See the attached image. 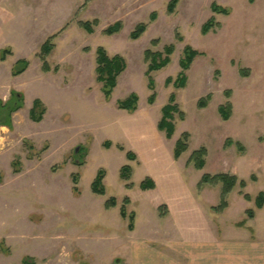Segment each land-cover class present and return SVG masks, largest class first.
<instances>
[{
	"label": "rangeland",
	"instance_id": "rangeland-1",
	"mask_svg": "<svg viewBox=\"0 0 264 264\" xmlns=\"http://www.w3.org/2000/svg\"><path fill=\"white\" fill-rule=\"evenodd\" d=\"M169 1L0 0V50L12 51L0 67L10 73L17 60L30 63L26 76L0 79L2 102L10 97L2 96L6 85L24 92L22 108L11 115L12 128L0 126V264H21L26 256L35 264H132L138 244L148 247L140 264H153L150 249L161 252L173 240L188 244L217 237L231 251L224 252L222 264H238L232 252L248 243L254 248L239 247L240 252L245 257L253 252V264H264V206L257 210L254 203L264 192V0H179L172 14ZM212 3L230 13L212 12ZM153 12L156 19L150 22ZM212 18L219 28L203 35L202 25ZM93 20L98 25L92 34L79 26ZM115 21H121V30L105 35ZM140 23H147V29L132 40L130 32ZM176 32L182 41L175 39ZM54 34L46 58L51 71L44 76L54 83L51 87L36 82V76L41 73L40 48ZM153 39L159 40L156 46L150 45ZM167 44L175 49L170 62L152 73L156 98L150 105L144 52L162 51ZM185 46L202 54L186 71L185 87L166 86L165 79L181 71ZM98 47L125 62L110 100L96 80ZM131 93L138 96L136 110L118 109L117 102ZM171 93L184 119L174 115L175 132L167 139L158 123ZM208 94L207 106L200 109L198 100ZM37 95L48 109L43 124L28 117ZM227 101L232 112L224 121L218 107ZM5 114L0 111V121ZM183 132L190 134L188 149L175 160L173 148ZM227 139L231 145L226 146ZM105 141L111 142L109 148ZM200 147L207 155L204 168L197 170L189 159ZM128 152L135 160L127 159ZM14 160L20 163L18 173ZM125 165L132 169L131 189L120 179ZM100 169L104 195L91 190ZM74 173L79 174V194L72 190ZM219 173L235 175L246 185H236L226 197L227 207L215 212L221 185L198 183L203 174ZM146 178L155 189L139 188ZM110 197L117 205L106 208ZM125 198L127 210L135 213L132 231L120 216ZM250 209L253 218L247 216ZM244 221L253 234L237 227ZM250 260L243 258L244 264Z\"/></svg>",
	"mask_w": 264,
	"mask_h": 264
},
{
	"label": "trees",
	"instance_id": "trees-1",
	"mask_svg": "<svg viewBox=\"0 0 264 264\" xmlns=\"http://www.w3.org/2000/svg\"><path fill=\"white\" fill-rule=\"evenodd\" d=\"M179 0H170L167 5V12L169 14L174 13L175 8L178 4ZM212 12L217 14H225L228 15L230 13V9L226 7H222L216 3L211 4ZM156 19V13L153 12L150 14L149 21L153 22ZM98 25L97 20H93L92 22L86 21V22H79V26L83 28L87 33L92 34L95 30V27ZM148 24L147 23H140L138 24L131 32L129 37L132 40L138 39L147 29ZM220 24L216 22L213 18L206 21L202 27H201V33L203 35H206L210 31H216L217 28H219ZM122 28L121 21H115L114 23L108 25L103 33L105 35L111 36L116 33H118ZM57 35L54 34L50 36L45 43L40 48V53L38 55L40 61L42 62V71L43 72H49L51 71V67L49 63L47 62L46 58L50 54L51 50L54 48V44L52 42L53 38ZM175 39L178 41H182V37L179 33H175ZM158 39H153L150 42L151 46H156L158 44ZM174 45L173 44H167L163 47L162 51H153L151 49H146L144 52V60L147 62V69L145 72V75L147 77V85L148 89L150 91V95L147 98L148 104L152 105L155 102L156 98V92H155V84L154 79L152 77V73L155 71H158L162 68H164L169 62L170 57L172 53L174 52ZM12 53L11 49L9 47L3 48L0 50V61H5L7 56ZM201 52H198L197 50L185 46L183 48V54L182 57L179 60V65L181 68V71L178 73L176 78L168 77L165 79V85L168 86L170 84L173 85L176 89L183 88L186 85L187 82V75L186 71L190 68V65L192 64L193 60L198 56L201 55ZM29 65V62L24 59L17 60L12 69L11 74L12 76H18L21 73H23ZM125 70V62L124 59L119 55L109 56L106 50L102 47H98L96 50V80L97 82L101 83V89L104 94V98L106 100H110L113 89L117 85V79L119 75ZM54 72L58 71V67L53 68ZM241 76H247V70L240 69L239 70ZM226 96H230V91L225 92ZM211 95H206L205 97H202L198 100V107L205 108L210 100ZM137 102H138V96L135 93H131L127 98L124 100H120L117 102V107L120 110H125L128 112H133L137 108ZM24 104V97L23 94L12 90L10 92L9 99L4 103L0 100V111H5V120L0 121V126H6L8 128H12V121H11V115L18 111L20 108H22ZM46 112V108L43 104V102L40 99H35L32 103V107L29 111V118L33 122H40L43 119V116ZM232 112V104L231 102L227 101L225 104L220 105L218 107V113L220 114V117L222 120L227 121ZM178 113L179 117L181 119H184V113L179 109L178 104L176 103L175 94L171 93L168 99V102L162 107V117L158 123V128L161 131H165V136L167 139H171L174 132H175V124H174V115ZM190 134L188 132H183L180 136V138L175 142L174 148H173V158L175 160L179 159L182 154L188 149V143H189ZM226 146L231 145L232 141L227 139ZM238 146V143H236ZM104 146L106 148H109L111 146L110 141H105ZM30 150H33V146L31 144L28 145ZM207 155V150L205 147H200L198 150H195L190 155L189 162H191L195 169L201 170L205 166V157ZM127 159L128 160H135V155L133 153L128 152L127 153ZM19 161L14 160L12 162L13 172L18 173L19 170ZM132 169L130 166L125 165L122 166L120 169V179L125 182V187L128 189L132 188V183L130 182ZM105 177L104 170L100 169L93 182L91 183V190L94 194L97 195H104L105 194V187L103 184V180ZM71 180L73 183L72 190L74 193L79 194V174L74 173L71 175ZM2 181V175L0 173V182ZM220 184L221 185V202L217 207H213L212 210L215 212H220L224 210L227 207L226 197L229 193L232 192V190L236 187V185H239L241 188H244L246 183L244 180L238 181L237 177L235 175H230L227 173H219L215 175H209V174H203L201 176V179L198 183L199 186L203 185H215ZM155 182L150 179L146 178L143 180L139 188L141 190L147 191V190H153L155 189ZM244 198L246 200H251V197L249 195H244ZM255 203V209L260 210L264 206V192H260L254 199ZM129 204V198H125L123 200V204L120 207V216L123 219L127 220V229L129 231L134 230L135 227V213L129 212L127 210V205ZM117 205V200L114 197H110L106 203V208L115 207ZM247 216L248 218H253L255 215V210H247ZM163 215V213H161ZM237 227L240 228H246L248 229L252 234L254 233L253 229L250 227H245V221L238 224ZM21 264H35L34 261L30 257H24Z\"/></svg>",
	"mask_w": 264,
	"mask_h": 264
},
{
	"label": "crops",
	"instance_id": "crops-1",
	"mask_svg": "<svg viewBox=\"0 0 264 264\" xmlns=\"http://www.w3.org/2000/svg\"><path fill=\"white\" fill-rule=\"evenodd\" d=\"M5 61H1L0 64L5 63ZM29 65H30V63H29ZM29 65H28V67H29ZM2 66L0 67V70H1L0 71V79H3L5 76H7L8 79H10V76H12L11 71H10V73L7 71L4 72L2 69L3 68ZM12 67H11V69H12ZM28 67L22 74H20V76L25 74V72H28ZM40 69H41V73H38V76H36L37 77L36 82L38 81L39 84L40 83L46 84L47 86L53 87L54 83H48L47 82L48 78L44 77L45 75L49 74L50 72H43L42 71V62L41 61H40ZM23 76H26V75H23ZM14 77H16V76H14ZM11 88L12 87L6 85L5 92H3L2 96L8 95V97H9L10 92L12 90H15V91L17 90V89H11ZM17 91H19V90H17ZM22 94L24 97V92ZM35 99H40L46 108V112L43 116V119L40 121L41 124H43L45 122L46 117L48 116V109L46 107V104H45V101L43 98H40V96H38V95L34 96L33 99L31 100V105H30L29 111H30V109L32 107V103ZM28 117H29V113H28ZM12 124H13V118H12ZM2 127H6V126H2ZM248 245L252 246V248H254L253 243H248L246 245H244V244L239 245L236 248V250H234L232 252V254H234V257L236 258V260L239 261L238 264H244L243 258H251V260H250L251 263L252 264L254 263L255 256H253V252H250V253L247 252V254H246L247 256L245 257L243 255V253H241L239 250V247L248 248ZM161 246H163V245H161ZM169 246L170 247L163 246L164 249L161 252L154 250V249H150V255L155 260V262L153 264H222L223 259H224V252H226V250H224V248H223V241H222L221 237L212 238V239L208 240L207 242L204 241V242L188 243V244L181 242L180 240H173L170 242ZM147 248H146V246H142L141 244H138V246L135 249V252L133 253V257H132L133 259H131L132 264H140V260L143 257L142 255L146 254L148 251ZM260 249H261V252L264 251V244L262 245V247H260ZM228 251L229 250H227L226 253L228 255H230L231 251L230 252H228ZM263 255H264V252H263Z\"/></svg>",
	"mask_w": 264,
	"mask_h": 264
},
{
	"label": "water",
	"instance_id": "water-1",
	"mask_svg": "<svg viewBox=\"0 0 264 264\" xmlns=\"http://www.w3.org/2000/svg\"><path fill=\"white\" fill-rule=\"evenodd\" d=\"M78 149H79V148L77 147V148L75 149V152H77V151H78Z\"/></svg>",
	"mask_w": 264,
	"mask_h": 264
}]
</instances>
